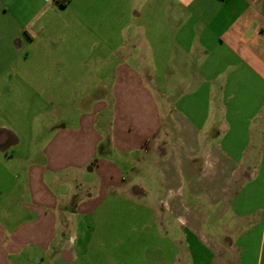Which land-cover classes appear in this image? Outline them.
<instances>
[{
    "label": "crops",
    "instance_id": "obj_1",
    "mask_svg": "<svg viewBox=\"0 0 264 264\" xmlns=\"http://www.w3.org/2000/svg\"><path fill=\"white\" fill-rule=\"evenodd\" d=\"M80 1L65 0L61 5L0 0V51L50 44L46 35L57 9ZM153 2L162 6L157 19L176 21L166 32L147 31L154 37L145 43L152 53L171 37L167 51L178 55L175 62L158 66L162 69L159 91L150 89L157 70L148 62L133 61L130 48L126 61L119 60L114 72L115 108L105 111L107 105L99 103L83 115L78 133L87 128L80 141L89 149L81 160L70 157L79 144L76 137L66 135L74 130L59 126L45 145L43 160L38 150L35 153L34 160L42 166L26 162L20 176H0L5 188L0 189V197L15 205L14 215L6 217L18 228L9 235V244L32 242L48 264H75L76 246L88 243L85 228L97 215L98 201L127 193L133 199L156 197L159 205L154 210L174 218L162 225L171 234L174 254L188 264H264V0H148V10H155ZM192 52H198L195 61ZM70 62L63 64L69 67ZM171 77L186 86L198 85V91L207 87L203 98L208 101L207 127L202 130L209 132V139L201 142L203 131L189 118H172L171 108L164 104L168 93L163 85L171 83ZM218 82L222 88L216 101ZM215 115L223 125L212 128ZM190 116L195 119L198 114ZM93 127L101 134L93 133ZM11 134L6 128L0 130V154L7 158H14V149L22 145V139ZM11 139L12 146L6 148ZM88 139L93 140L91 147ZM105 139L108 150L95 159V150ZM74 169L80 171V181L89 179L87 172L94 174L79 192L72 190L69 173ZM185 175L191 178L186 186ZM20 178L25 188L8 189L10 180ZM185 195L191 208L183 201ZM200 197L205 205L198 203ZM5 206L1 209L9 211ZM205 209L213 217L208 224L201 221ZM205 226L217 229L221 237L212 233L205 237ZM178 231L179 237H174ZM0 238L5 240L1 227ZM166 253H159V264H168V259L179 264V256ZM14 254L19 253L12 250L9 257H18Z\"/></svg>",
    "mask_w": 264,
    "mask_h": 264
},
{
    "label": "rangeland",
    "instance_id": "obj_2",
    "mask_svg": "<svg viewBox=\"0 0 264 264\" xmlns=\"http://www.w3.org/2000/svg\"><path fill=\"white\" fill-rule=\"evenodd\" d=\"M152 5L154 11L148 10V0H81L65 10L57 9L59 14L55 16L54 25L46 35L50 44L37 45L33 49L25 47L22 50L0 51V130L6 128L11 135L22 139V145L14 149V158L0 154L2 178L7 179L13 173L20 176L26 162L42 166L40 161L34 160L35 153L38 150L39 159H42L48 139L59 126L65 130L72 128L74 132L66 137L78 139L79 145L71 149L70 157L81 160L85 156V151L89 148H83V141L80 140L85 136L87 128L78 133L83 115L91 112L99 103L107 105L105 111L111 112L115 108L112 93L114 72L119 60L126 61L127 58H124L130 48L134 50L133 61L148 62L154 66V71L157 70L150 89L153 92L159 91L161 75L158 72L162 69L158 66L175 62L178 55L167 51L172 43L171 37L166 38L167 42H160L161 46L152 53V47H149L151 50L148 49L145 43L154 37L147 36V31L166 32L169 27L176 25V21L157 19L162 6L160 2H153ZM144 13L153 15V18H146ZM182 23L192 27L191 22ZM190 58L197 60L198 52H192ZM64 62H70L69 67ZM176 81L177 78L171 77V83L163 84L168 93L164 104L171 108L172 118L177 119L178 115H183L197 123V127L203 131L201 142L209 139V132L202 130L207 127L208 106L205 105L208 101L203 100L207 95V87L198 91V85L192 83L186 86ZM215 87L214 96L217 101L222 83H216L214 90ZM196 95L199 96L197 100L191 99ZM54 96L56 99L51 98ZM181 96L183 99H180ZM192 113H197L198 116L194 119L190 116ZM215 120L212 128L223 125V119L218 115H215ZM93 130V133L101 134L100 129L93 127ZM106 140L95 150V159L103 157L107 152ZM13 141L11 139L7 142L6 148L12 146ZM92 141L87 140L90 147ZM86 175L89 179L80 181L79 170L74 169L69 173L73 179L72 190H83V182H89L94 177L90 172ZM190 180L185 175L184 186ZM135 182L139 184V181ZM2 185L0 182V189L3 191L5 188ZM23 188L25 184L21 182V178L10 180L8 185V189L17 191ZM132 199L127 193H118L107 195L98 201L100 208L97 215L92 219V224L85 228L89 233L88 243L82 247L76 246L79 254L75 264H159L161 251L167 252L166 255L170 257L179 256V264H188L189 261L181 260L184 257L180 254H174L169 238L171 234L162 226L174 218L165 217L164 212L160 214L158 210H154L153 206L159 205L156 197ZM183 201L191 208L190 197L183 196ZM198 203L205 205L206 200L200 197ZM1 206L7 207L9 211L2 210ZM14 209L15 205L11 202L4 203L0 197V227L5 231V240L0 238V264H44L46 260L39 257L35 243L22 240L21 244L15 246L9 244V235L18 229L6 218L14 215ZM203 213L201 221L211 223L212 214L206 209ZM202 229L205 237L211 233L221 237L217 229L209 226ZM179 234L178 231L174 237H179ZM12 250L19 253L14 254L18 257H9ZM166 262L171 264L175 261L168 259ZM55 264L67 263L61 261Z\"/></svg>",
    "mask_w": 264,
    "mask_h": 264
},
{
    "label": "built area",
    "instance_id": "obj_3",
    "mask_svg": "<svg viewBox=\"0 0 264 264\" xmlns=\"http://www.w3.org/2000/svg\"><path fill=\"white\" fill-rule=\"evenodd\" d=\"M47 3H49V2H58V3H60L62 0H45Z\"/></svg>",
    "mask_w": 264,
    "mask_h": 264
},
{
    "label": "trees",
    "instance_id": "obj_4",
    "mask_svg": "<svg viewBox=\"0 0 264 264\" xmlns=\"http://www.w3.org/2000/svg\"><path fill=\"white\" fill-rule=\"evenodd\" d=\"M64 2H65V0H62V1L60 2V4H61V5H64Z\"/></svg>",
    "mask_w": 264,
    "mask_h": 264
}]
</instances>
